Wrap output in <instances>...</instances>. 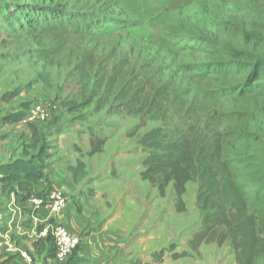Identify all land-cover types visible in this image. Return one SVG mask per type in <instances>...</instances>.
Masks as SVG:
<instances>
[{"label":"rangeland","instance_id":"rangeland-1","mask_svg":"<svg viewBox=\"0 0 264 264\" xmlns=\"http://www.w3.org/2000/svg\"><path fill=\"white\" fill-rule=\"evenodd\" d=\"M263 6L260 0H0V95L20 91L2 104L0 116L23 104L45 103L49 112L35 125L42 148H29L31 125H1L3 152L24 157L27 149L47 167L69 171L89 200L101 195L106 210L127 221V264H239L231 238L221 242L223 229L199 238L208 215L201 181L187 184L180 211L173 182L162 192L143 180L149 152L141 139L162 128L170 138L220 140L230 150L229 135L249 128L264 154V99L241 98L230 88L215 48L239 35ZM36 12L84 16L90 27L75 32L70 24H45ZM93 147L102 151L91 154ZM79 161L86 175L77 180L71 168ZM254 264H264V253Z\"/></svg>","mask_w":264,"mask_h":264},{"label":"trees","instance_id":"trees-1","mask_svg":"<svg viewBox=\"0 0 264 264\" xmlns=\"http://www.w3.org/2000/svg\"><path fill=\"white\" fill-rule=\"evenodd\" d=\"M257 13L239 35L228 38L227 45L216 47L211 44L219 50L218 64L222 65L227 81L231 82L230 88L235 89L241 98L254 95L264 99V6ZM34 16H42V23L53 26L70 24L75 32L90 27L89 19L84 16L76 21L75 18L43 12H36ZM23 21L24 18L20 17L19 24L25 25ZM19 95V90L8 91L0 95V104L9 103ZM26 110L27 105L23 104L20 110L3 117V123H21ZM32 129L35 142L29 148H42V138L36 126L32 125ZM230 136L235 148L229 150L220 140L210 139L205 143L193 137L170 138L162 128L153 129L141 139L149 152L142 178L159 186L162 192L173 182L181 204L180 211L183 210L187 184L201 181L206 190L200 201L208 215L205 218L207 231L199 238L210 235L214 229H223L221 242L231 238L237 262L254 264L255 259L264 253V237L260 233L264 229V154L257 152L259 137L251 129L242 128ZM223 149L227 151L224 160L221 157ZM101 151V147H93L91 154ZM23 154L25 159L0 165V186L4 192L13 194L17 202L25 203L33 196H39L36 188L45 179L47 166L36 161L37 158H33L27 149ZM71 170L75 178L86 175L82 161ZM45 242H53L52 236L46 237ZM131 264L149 263L137 261Z\"/></svg>","mask_w":264,"mask_h":264},{"label":"crops","instance_id":"crops-1","mask_svg":"<svg viewBox=\"0 0 264 264\" xmlns=\"http://www.w3.org/2000/svg\"><path fill=\"white\" fill-rule=\"evenodd\" d=\"M9 114L0 116V127L3 125L5 129L23 124H4L2 118ZM2 147L0 145V165L25 159L15 157L13 149L5 148L4 153ZM44 175L36 194L43 196L48 190L64 192L68 203L59 214L53 213L49 207L35 211L30 201L17 202L13 194L4 192L0 186V264H127L126 219L122 215L110 214L106 210L107 201L101 195L94 198L95 202L89 200V194L73 183L66 169L47 167ZM80 179L78 176L77 180ZM57 226H63L82 238L80 249L64 263H59L55 257L54 243L46 244V237H41L44 229ZM8 240L15 243V251H6ZM24 254L30 255L32 262Z\"/></svg>","mask_w":264,"mask_h":264},{"label":"built area","instance_id":"built-area-1","mask_svg":"<svg viewBox=\"0 0 264 264\" xmlns=\"http://www.w3.org/2000/svg\"><path fill=\"white\" fill-rule=\"evenodd\" d=\"M49 119L48 107L45 103L33 104L26 110V115L22 123L26 125H38L45 123ZM31 208L35 211L43 207H49L53 213H61L67 206L68 199L62 191L49 190L43 196H33L30 200ZM49 235L52 236L55 246V257L59 263L66 262L82 246V238L80 235L70 233L65 227L57 226L54 228H46L41 233V237L45 238ZM6 237V236H5ZM6 251H15V243L8 240ZM24 257L32 262V257L24 254Z\"/></svg>","mask_w":264,"mask_h":264}]
</instances>
